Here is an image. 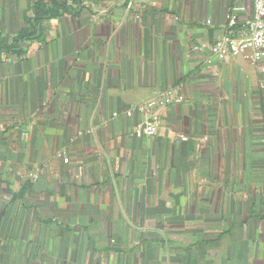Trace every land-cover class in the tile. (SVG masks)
<instances>
[{"label":"crops","instance_id":"obj_1","mask_svg":"<svg viewBox=\"0 0 264 264\" xmlns=\"http://www.w3.org/2000/svg\"><path fill=\"white\" fill-rule=\"evenodd\" d=\"M35 1L0 0V264H264V55L210 51L252 0H57L15 43Z\"/></svg>","mask_w":264,"mask_h":264},{"label":"built area","instance_id":"obj_2","mask_svg":"<svg viewBox=\"0 0 264 264\" xmlns=\"http://www.w3.org/2000/svg\"><path fill=\"white\" fill-rule=\"evenodd\" d=\"M207 23L210 21L207 20ZM247 49L253 51L247 56L252 63L264 55V0H252V13L242 29L237 27L236 14L229 13L224 34L210 46L211 53L219 60L236 59ZM178 92L177 88H169L156 99L140 105L138 110L146 113V119L136 125L133 135L155 136L160 124L158 109L173 102H181L183 95ZM127 114L130 115L131 111Z\"/></svg>","mask_w":264,"mask_h":264},{"label":"trees","instance_id":"obj_3","mask_svg":"<svg viewBox=\"0 0 264 264\" xmlns=\"http://www.w3.org/2000/svg\"><path fill=\"white\" fill-rule=\"evenodd\" d=\"M65 1L53 0L51 3H46L44 0H36L30 7L32 15L25 17L24 25L17 32L15 43L18 40L39 39L42 21L57 17L66 9Z\"/></svg>","mask_w":264,"mask_h":264}]
</instances>
